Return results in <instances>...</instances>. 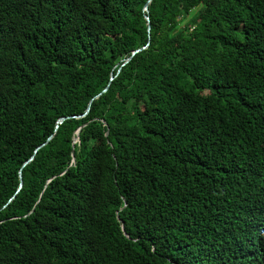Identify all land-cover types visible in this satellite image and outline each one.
<instances>
[{"label":"trees","instance_id":"16d2710c","mask_svg":"<svg viewBox=\"0 0 264 264\" xmlns=\"http://www.w3.org/2000/svg\"><path fill=\"white\" fill-rule=\"evenodd\" d=\"M148 1L0 0V264H264V0Z\"/></svg>","mask_w":264,"mask_h":264},{"label":"water","instance_id":"95a60500","mask_svg":"<svg viewBox=\"0 0 264 264\" xmlns=\"http://www.w3.org/2000/svg\"><path fill=\"white\" fill-rule=\"evenodd\" d=\"M149 1H150V0H149ZM149 1H148V3H149ZM146 8H147V6L145 5V9H146ZM146 18L148 19L147 16H146ZM148 29H149V26H148ZM141 49H143V48H140V49L135 50V51L133 52V54L136 53V52H138V51L141 50ZM129 59H130V58H128L126 61H128ZM106 90H107V87H106L105 89H103L101 93H104ZM101 93L97 94L94 98L98 97ZM91 101H92V99H91ZM91 101H90V102H91ZM89 105H90V103H89ZM89 105H88V107H87L85 113L88 112V110H89ZM64 119H65V118H60V119L58 120V122L61 123ZM76 139H77V137H76ZM44 144H45V143L41 144L39 147L43 146ZM39 147H37V149H38ZM37 149H36V150H37ZM32 159H33V156H32L28 161H30V160H32ZM28 161H27V162H28ZM27 162H26V163H27ZM11 199H12V198H11Z\"/></svg>","mask_w":264,"mask_h":264}]
</instances>
